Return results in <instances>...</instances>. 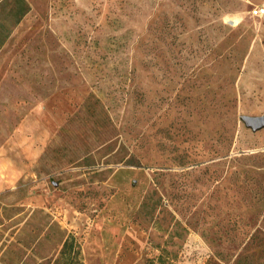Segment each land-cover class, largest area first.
I'll list each match as a JSON object with an SVG mask.
<instances>
[{"label":"rangeland","instance_id":"rangeland-1","mask_svg":"<svg viewBox=\"0 0 264 264\" xmlns=\"http://www.w3.org/2000/svg\"><path fill=\"white\" fill-rule=\"evenodd\" d=\"M26 2L0 25V264L70 238L82 264H264V0Z\"/></svg>","mask_w":264,"mask_h":264},{"label":"trees","instance_id":"trees-1","mask_svg":"<svg viewBox=\"0 0 264 264\" xmlns=\"http://www.w3.org/2000/svg\"><path fill=\"white\" fill-rule=\"evenodd\" d=\"M0 12H4L3 23L0 25L5 26V20H8L12 25L20 22L22 16L29 10V5L26 0H0ZM7 30V29H6ZM9 35V30L0 31V47L4 44ZM60 264H82L80 258L79 246L75 243L74 239L70 238L64 241L60 250Z\"/></svg>","mask_w":264,"mask_h":264},{"label":"water","instance_id":"water-1","mask_svg":"<svg viewBox=\"0 0 264 264\" xmlns=\"http://www.w3.org/2000/svg\"><path fill=\"white\" fill-rule=\"evenodd\" d=\"M242 120L247 127L252 130H259L264 127V115L260 116H243Z\"/></svg>","mask_w":264,"mask_h":264},{"label":"built area","instance_id":"built-area-1","mask_svg":"<svg viewBox=\"0 0 264 264\" xmlns=\"http://www.w3.org/2000/svg\"><path fill=\"white\" fill-rule=\"evenodd\" d=\"M251 12L254 16H261L264 14V7H255Z\"/></svg>","mask_w":264,"mask_h":264},{"label":"crops","instance_id":"crops-1","mask_svg":"<svg viewBox=\"0 0 264 264\" xmlns=\"http://www.w3.org/2000/svg\"><path fill=\"white\" fill-rule=\"evenodd\" d=\"M7 160H9L8 157L1 158V159H0V161H2V162H7ZM0 175H4V174L1 173V171H0ZM4 178H5V177H4ZM5 184H6L5 182H3V183L0 182V188H3V187L5 186Z\"/></svg>","mask_w":264,"mask_h":264}]
</instances>
